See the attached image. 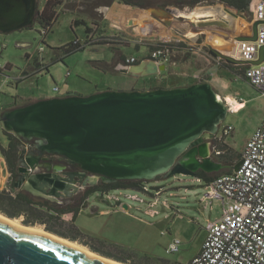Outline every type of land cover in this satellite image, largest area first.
Segmentation results:
<instances>
[{
  "label": "rangeland",
  "instance_id": "obj_1",
  "mask_svg": "<svg viewBox=\"0 0 264 264\" xmlns=\"http://www.w3.org/2000/svg\"><path fill=\"white\" fill-rule=\"evenodd\" d=\"M82 1L81 3L79 0L70 2L59 8L58 20L45 37H43V27L39 23L9 34L0 33V65L6 66V72L0 74V105L4 110L14 108L11 104L16 99L22 104L28 97L60 98L68 91L88 96L97 93V89L101 92L146 91L153 89L154 85L190 86L196 82L197 75L202 74L201 69H205L210 75H214L210 84L218 96L224 100L227 96H235L238 101L245 102V106L238 111L228 113L218 133V137H222L223 131L227 127H232L231 134L225 137L224 142L237 155L242 153L249 139L263 122L264 94L245 79L243 71L247 68L246 66H232L225 62L218 65V61L209 55L206 47L201 53L198 52V45L214 39L213 33L191 35L190 40L178 46L173 36L175 34L173 32L172 34L169 29H162L164 28L163 20L158 19V22L152 20L153 17L146 12L147 7L143 8L142 12L139 8L126 5L119 0ZM189 1L182 0L184 4H180L179 7H191L192 5H188ZM38 2L40 6L45 4V0H38ZM176 2L178 0H145L147 6L156 3L177 5ZM217 4L222 5L219 0H202L194 4L192 8L195 11ZM105 5L109 6L106 13H104ZM246 17L249 20V15ZM75 19H86L90 27L92 23L98 22L100 31L97 37L103 40L129 38V33L134 26H137L138 36L143 33L149 23H155V29L152 37H136L135 40L132 39L133 37L130 38L132 40L129 47L121 44H114V47L109 44L86 45L88 25L74 26ZM195 20L198 18L196 17ZM76 40L82 43L84 49L64 55L61 48ZM160 44L174 46L172 61L179 64L172 67L168 63L166 71L159 76L138 80L120 73L122 68L116 67L113 63L117 54L126 57L134 56L138 61L148 60L146 55L149 48V52L152 53V50L158 48ZM226 44V42H218L216 47L220 45L223 47ZM146 45H150L149 48ZM216 47L213 48L217 49ZM233 48L236 49V47ZM234 49L229 56L237 58ZM98 62L113 64L109 66V71H105L97 66ZM121 64L124 66V63ZM38 65H40L39 68ZM44 67H48L49 70L35 74L31 71L37 68L44 69ZM25 73L30 75L29 78L19 84L21 78L25 77ZM55 88L59 90L55 91ZM6 138L4 125L0 120V142L3 145L6 143ZM215 161L218 162V160ZM0 162L2 174L5 177L0 190H4L7 186L9 187L10 173L5 159L1 156ZM146 186L148 193L132 189L96 190L89 195L87 203L84 198L74 206V213L81 207L79 214L76 216L74 213L64 214L54 221L53 225L61 232L79 236L96 248L120 258H126L132 263L153 264L151 258L158 257L189 264L203 247L207 237V225L223 216L222 201H204V196L208 193L205 182L191 176L177 175L161 181L148 182ZM90 188L89 186L86 191ZM157 192L160 193L155 210L159 214L150 217L146 211ZM110 195L120 197L121 204L109 200ZM135 195L143 199L145 203L128 198ZM35 199L45 201L38 197ZM51 200L54 201L56 198ZM14 220L24 225L22 218ZM28 227H37L46 231L45 227L39 224ZM175 238L182 242L180 250L177 254H167L166 249ZM66 239L82 245L79 241Z\"/></svg>",
  "mask_w": 264,
  "mask_h": 264
},
{
  "label": "water",
  "instance_id": "obj_2",
  "mask_svg": "<svg viewBox=\"0 0 264 264\" xmlns=\"http://www.w3.org/2000/svg\"><path fill=\"white\" fill-rule=\"evenodd\" d=\"M38 10V0H0V33L9 34L33 26ZM186 10L193 12L194 8ZM225 11L236 15L231 9L225 8ZM146 12L166 20L181 36L214 32L210 26L226 28L221 19L198 21L188 27L179 25L175 17H180L185 9L177 7L148 8ZM261 24L262 21L254 22L252 36L236 40L257 41ZM208 49L213 58L232 66L264 63V46L260 48L259 58L252 61L223 54L210 44ZM166 68V64L148 59L123 66L121 73L139 79L157 76ZM229 112L228 102L219 99L212 84L196 83L169 89L108 90L88 96L42 99L4 110L0 120L5 132L39 151L38 156L32 151L25 160L21 159L15 187L50 199L74 186L66 184L58 173L34 172L41 168V161L47 160L45 155L64 157L68 163L78 165L82 169L78 175L87 179L85 186H95L99 180L107 184L148 183L177 175L196 177L200 170L219 172L223 166L212 159L205 141L216 139ZM23 153L20 151V155ZM241 165L239 162L234 172ZM55 170L60 172L63 168ZM87 173L94 176L87 177ZM1 176L0 166V181ZM12 220L0 213V264L121 263L94 257L39 231L23 229Z\"/></svg>",
  "mask_w": 264,
  "mask_h": 264
},
{
  "label": "built area",
  "instance_id": "obj_3",
  "mask_svg": "<svg viewBox=\"0 0 264 264\" xmlns=\"http://www.w3.org/2000/svg\"><path fill=\"white\" fill-rule=\"evenodd\" d=\"M254 16L256 21L263 22L258 29V39L240 42L237 51L239 60H257L260 48L264 46V0H258ZM185 41L177 39L176 44ZM171 55L170 47L162 46L151 53V59L166 64L171 60ZM137 62L135 58H126L124 63L130 66ZM0 69L6 72V66L0 65ZM244 77L264 94V63L259 66H249L245 70ZM58 90L59 88H55V91ZM229 109L234 111L230 105ZM3 111V106L0 105V118ZM232 130V127H227L222 137H216V141H223ZM212 155L218 158L221 151L215 148ZM240 162L242 165L238 172L223 175L206 185L208 193L204 196V201H222L224 214L221 219L207 225V237L203 247L191 260V264H264V119L260 128L247 142L241 153ZM9 177L11 175H8ZM143 192L148 193V188L145 187ZM159 193L157 192L153 202L149 203L146 214L150 217L159 214L155 210ZM128 198L145 203L136 195ZM119 199L118 196H109V200L121 204ZM164 205L167 206L166 203ZM181 244L182 242L175 238L169 244L166 253L177 254Z\"/></svg>",
  "mask_w": 264,
  "mask_h": 264
},
{
  "label": "trees",
  "instance_id": "obj_4",
  "mask_svg": "<svg viewBox=\"0 0 264 264\" xmlns=\"http://www.w3.org/2000/svg\"><path fill=\"white\" fill-rule=\"evenodd\" d=\"M63 1L64 0H47L44 9L42 11L38 10L35 23H39L43 27V30L45 31L43 37H45L49 33L53 25L57 22L58 10L59 8L62 7ZM119 1L129 6L145 8V0H119ZM201 1L202 0H190L189 5L190 6L192 5L193 7L194 4H198ZM220 1L232 8L238 10H245L247 12L249 11L250 0H220ZM178 2L179 4H184L182 0H178ZM78 25H83V22H79ZM86 30L88 34H90L92 31L90 28H87ZM43 42L45 43L44 39ZM101 44H109V43L104 42ZM86 45H97V43L88 40L86 41ZM162 46L170 47V50H172L173 52L174 46L170 44L159 45V47ZM83 49L84 47L82 46V43L79 40H76L66 46H63L61 48L62 50L61 52L64 53V55H69L75 51L83 50ZM122 59L123 62H125L126 58L124 57ZM97 66L101 69H104V67L99 63L97 64ZM39 67L40 65H38V68ZM37 69L34 70L35 71L34 74L44 72L45 70H49L48 67H44V69H38V70ZM3 73L4 70L0 69V74L2 75ZM244 73L245 71H243V74ZM25 76L29 77L28 73H25ZM22 81H24V79H21L19 83ZM28 104H24L21 106H25ZM13 107L16 108L20 106L14 105ZM5 135L7 137V144L3 145L0 142V154L6 161L7 170L10 173L11 177H10V182L8 183L9 187L7 186V188H5L4 190H0V213L4 214L5 216L11 219L22 218L23 219L22 223L26 226H35L38 224L42 225L49 232H52L61 237L69 238L72 241H79L82 245L89 247L90 250H92L93 252L102 254L109 258H114L125 264H137L130 262L126 258H120L111 253L96 248L90 243L84 241V239L80 238L79 236L68 235L65 232H61L57 230V228H55V226L53 225V222L60 219V217L64 214L74 213V210L60 208L55 204L50 203L49 201L37 200L31 194L19 190L15 187L16 182L14 180V177L17 174V171L19 170L18 161L20 158L22 142L13 134L5 132ZM216 143H217L216 150L221 151V155L218 157L219 158L218 163L222 164L223 168L220 172L214 174H208L204 171H200L199 173H197L196 178L203 180L205 182V185L212 183L217 178L223 175L233 174L234 167L241 160V154L237 155L229 146L225 144L224 140L221 142L217 141ZM146 183L147 182L144 181H130V182H119L116 184H104L101 187L91 188L86 196H89L92 192L96 190L109 191L111 189H132L135 191H144V188L147 187ZM80 210L81 207L75 210L74 213L75 216L76 214L80 213ZM151 260L153 261V264H181L180 262L177 261H171L158 257H152ZM189 264H191V262Z\"/></svg>",
  "mask_w": 264,
  "mask_h": 264
},
{
  "label": "crops",
  "instance_id": "obj_5",
  "mask_svg": "<svg viewBox=\"0 0 264 264\" xmlns=\"http://www.w3.org/2000/svg\"><path fill=\"white\" fill-rule=\"evenodd\" d=\"M74 1L77 2V0H64L62 6L64 7L67 3L74 2ZM46 2H47V0H45V4H46ZM81 2H83V1L82 0H79V3H81ZM257 2H258V0H250V6H249V11L248 12L247 11H245V12L244 11H241V12H239L238 10H236L234 8H231V10L237 16L236 15L234 16V15L228 14L225 11V6L223 4L222 5L217 4L216 6H208L206 8H203V10L208 13V15L207 16H204V17H202V18H200L198 20H195V18L192 17V18H186L185 21H183V22H180V21H175V22L177 24H179V25L187 26L188 27V26H191L192 23H197L198 21H203V20L215 21V20H220L221 19L220 21H223L224 22L226 28H224V27H218V26H210V28H212V30H215V31L214 32H208V31H206V33H213L214 39L212 41H206V42L198 45V47H199L198 48V52L201 53L202 50H203V48H205V47L208 49V45H206V44H210L211 46L213 45V47H216V43L218 41L220 43H225L226 42L227 44H226L225 47L229 50V53L226 54V55H232V49H234L233 47H236V49H234V51L236 53V57L238 58L239 56H238V52L237 51H238V49L240 47V42L237 41L236 38L237 37H244V36H252V27H253L254 22H256V19H255V16H254V11H255ZM45 4L43 6H40V3L38 2V6H39V10L40 11H42L44 9ZM105 7H106V9L104 10V13L107 12L109 6L108 5H105ZM168 7H173V8L174 7H177V8L185 9L186 10L189 6L187 8H185V7L181 8V7H178V5L168 6ZM103 8H104V6H103ZM213 13H214V15H212ZM247 15H249V17H250L249 20L246 17ZM242 19L245 20L249 24V26H250L248 33H239V23H240V21ZM152 20H156L157 21L158 19H156V18L153 17ZM159 20H161V19H159ZM79 22H83V24H87V25L89 24L88 22H86V19H75L73 21V25L74 26H78ZM163 22H164V25H163L164 28H162V29H166V30L169 29V31L171 33L173 32L175 34L173 36H175L176 40L177 39H183V40H190L191 39L190 36H181L180 34L176 33V31L174 30L173 27H170L169 25H167V21L166 20H163ZM87 28H90L92 30L90 34L87 33V41L88 40L89 41H93V42H96L97 44H99V43L101 44V43H104V42H108L109 45H111L112 47H114L113 46L114 44H121L122 46L129 47V45L131 44V40L132 39L135 40L136 37H142V36H144V37L151 36L152 37L154 35L153 34V30L155 29V23L154 24L153 23L147 24V27H146L147 29L145 28L143 30V33L142 34L140 33L141 35H139V36H138L137 30H136L137 29V26H134L133 30L129 33L130 34L129 38H127V37H124V39H120L119 38L120 40L119 39L103 40V38L97 37L98 36V33L100 31V26H99V23L98 22L97 23H92V26L91 27L88 25ZM164 35H166V33ZM217 35L222 36V37H219ZM130 38H132V39H130ZM139 41L141 42V39H139ZM180 45H182V44H180ZM233 45H235V46H233ZM146 46L149 48L150 45H146ZM137 48H139V47H137ZM216 48L218 49V51L223 52L222 51L223 48H222L221 45L218 46V47H216ZM155 49L156 48H154L152 50V52ZM183 50H185V49H183ZM149 51H150V48H149ZM149 51L147 53L148 55H150V53H151ZM182 52H184V51H182ZM208 53H209V49H208ZM172 54H173V52H172ZM148 55H146V57H148ZM124 57L125 58H135L136 59V57H134V56H130V57L127 56L126 57V56L117 54L116 55V58L113 61L114 65H116V67L120 66L122 68L123 66H122L121 63H124L123 62V59H122ZM213 59H215V58H213ZM215 60L218 61V65H220L221 62H224V61H220V60H217V59H215ZM98 63L101 64L104 67V69L105 70H108V71H109V66L113 64V63L112 64H107L105 62H98ZM178 64H179L178 62L172 61V55H171L170 65L172 67H176ZM246 67L248 68L249 66H246ZM34 70L35 69L31 70L32 73L35 72ZM201 70H202V74L197 75V77H196L197 79H196V82L194 84H196V83H210V80L212 79V77L214 75H210L207 72V70H205V69H201ZM26 78H29V77L28 76H25V77L21 78V79H24V81H22V82H25ZM22 82H20V83H22ZM185 86H189V85H183V84H178V85H174V86H169V85H154V86H152V88H168L169 89V88L185 87ZM68 90H71V89H68ZM96 92H101V91L99 89H97ZM77 94L78 93H74L72 91H68V93L65 96L63 95L62 97L73 96V95H77ZM228 97H232L237 102H239L236 99L235 96L234 97L233 96H227V98ZM42 99L43 98L33 99V98L28 97V98L24 99V102L22 104L19 103V100L18 99H16V100H14V103H12L11 105H12V107L14 105L21 106V105L28 104V103H33V102H36V101L42 100ZM225 100L228 102L227 99H225ZM242 102H243V103H241L242 106L239 109H241L242 107L245 106V102L244 101H242ZM231 109H232V107H231ZM239 109L234 110V111H238ZM5 141H6V143L4 145L7 144V138H6ZM0 156H1V154H0ZM1 158H3V157L1 156ZM1 165H2V163L0 162V166Z\"/></svg>",
  "mask_w": 264,
  "mask_h": 264
},
{
  "label": "flooded vegetation",
  "instance_id": "obj_6",
  "mask_svg": "<svg viewBox=\"0 0 264 264\" xmlns=\"http://www.w3.org/2000/svg\"><path fill=\"white\" fill-rule=\"evenodd\" d=\"M219 2L222 3L225 6V8H228V9L232 8V7L228 6L227 4L221 2L220 0H219ZM175 4H177L178 7L180 5L179 2H176ZM168 6H174V5L164 4V3H156V4H150L147 6V4H145V8L147 7V9L148 8H158V9L163 8L164 9V8H167ZM137 8H139V7H137ZM181 8H183V7H181ZM139 9L141 11L143 10V8H139ZM236 10H238V9H236ZM238 11L241 12V11H245V10H238ZM185 19L186 18H184V17H175V21L183 22V21H185ZM205 34H203V35H205ZM146 59H151V53L148 57H146ZM139 62L140 61H138L137 63H139ZM169 63H170V61H169ZM167 64L168 63H166V65ZM123 65L125 66L126 64L124 63ZM127 75H130V74H127ZM159 75H157V76H159ZM141 79H145V78H139L138 80H141ZM216 142H217L216 139H207L205 141L206 144L209 143L208 145H209V149L211 151V154L213 153L214 149L216 148ZM22 151H24V153L20 155V158L18 161V168H19V166H21V163H20L21 159L25 160L28 156H30V154H29L30 152L34 151L36 156L39 155V151H37L35 149V147L30 143H28L26 145L22 144L21 152ZM45 156L47 157V160L43 161V162L41 161L40 162V164L42 165L41 168H39V170H36L34 172L48 171L50 173H58L60 175L61 179H63L66 184L69 183V184H72L74 186L73 188H70L67 191L61 192L60 196L57 197L56 200H54V201H52L51 198L49 199V198L42 197V199H44L45 201H49L50 203L56 204L57 206L64 207V209H72L73 210L74 206L76 204H79L82 200H84V198H86L85 201L87 203L89 196H86V195L91 188L101 187L104 184H107V183H104L103 181L99 180L95 186H91L89 184L87 186H85L87 179L82 178L81 176L78 175L82 172V169L78 165H72V164L68 163L67 159L64 157L51 156V155H45ZM211 157L214 161L219 159V158H216L214 155H212ZM215 162H217V161H215ZM56 167H61V168H63V170L58 172L55 170ZM200 171H202V170H200ZM200 171H198V173ZM214 173H217V172H212V173H208V174H214ZM19 175H20V173L18 170L17 174L14 177L15 182L18 181ZM93 176L94 175L87 173V177H93ZM89 186L91 188L88 191H86ZM32 196L36 197L34 195H32ZM38 198H41V197H38Z\"/></svg>",
  "mask_w": 264,
  "mask_h": 264
},
{
  "label": "bare ground",
  "instance_id": "obj_7",
  "mask_svg": "<svg viewBox=\"0 0 264 264\" xmlns=\"http://www.w3.org/2000/svg\"><path fill=\"white\" fill-rule=\"evenodd\" d=\"M208 15V13L207 12H205L203 9H197V10H195V11H193V12H189L188 10H185V13H180V17H185V18H198V19H200V18H202V17H204V16H207ZM249 24L245 21V20H241L240 21V23H239V33H248L249 32ZM219 42V41H218ZM217 42V43H218ZM226 45H224L222 48V53L223 54H228L229 53V50L225 47ZM219 99L220 100H223L224 102H227L226 100H224V99H222L220 96H219ZM226 99L228 100V104L229 105H231V107H232V109L233 110H237V109H239L242 105H241V103L240 102H237L234 98H232V97H226ZM4 180H5V177L3 176V174H2V176H1V181H0V185H2L3 183H4ZM14 225H16V226H18V227H21V228H23V229H29V230H35V231H39V232H41V233H44V234H46V235H48V236H51V237H53V238H55V239H58V240H60V241H63V242H65V243H67V244H69V245H71V246H73V247H76V248H78L79 250H81V251H83V252H85V253H87V254H89V255H92V256H94V257H97V258H100V259H103V260H107L106 258H104V257H102L100 254H98V253H96V252H93V251H91L90 249H88L87 247H84L83 245H80V244H78V243H74V242H71V241H69V240H66V239H62V237H59V236H57V235H55V234H51V233H49V232H46L45 230H43V229H40V228H35V227H25V226H23L21 223H19V221H17V220H12L11 221ZM55 235V236H54ZM109 262H112V263H115V264H121V263H117V262H113V261H109Z\"/></svg>",
  "mask_w": 264,
  "mask_h": 264
}]
</instances>
